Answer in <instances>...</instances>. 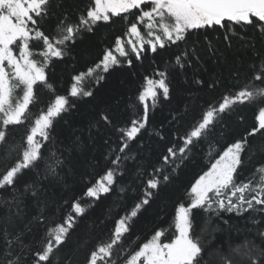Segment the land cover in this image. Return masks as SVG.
<instances>
[{
  "label": "snow or ice",
  "instance_id": "1",
  "mask_svg": "<svg viewBox=\"0 0 264 264\" xmlns=\"http://www.w3.org/2000/svg\"><path fill=\"white\" fill-rule=\"evenodd\" d=\"M66 59L60 94L55 69ZM117 72L142 76L119 113L100 97ZM178 85L183 108L154 125ZM81 103L94 115L75 127L66 117ZM241 106L254 119L235 133L227 120L236 113L243 126ZM201 148L207 163L171 222L129 240ZM101 163L103 175L88 179ZM0 165V264H75L80 251L83 264H264V0H0ZM69 176L79 195H68Z\"/></svg>",
  "mask_w": 264,
  "mask_h": 264
},
{
  "label": "trees",
  "instance_id": "2",
  "mask_svg": "<svg viewBox=\"0 0 264 264\" xmlns=\"http://www.w3.org/2000/svg\"><path fill=\"white\" fill-rule=\"evenodd\" d=\"M101 34H105L107 36L106 40L104 41L105 43L111 41L112 33L108 29H102ZM72 55H76V53H73ZM72 64L73 61L71 59H66L64 64L59 65L55 69L54 83L56 84L57 92L60 94H65V89L68 87L69 73L72 72ZM209 67H211L210 62ZM149 71V62L146 60L145 68L142 69V72ZM121 81H123V83ZM141 82L142 76H138L137 78L133 79L117 72L108 77L107 83L102 89H100V97L102 98L103 102L112 104L115 111L118 113L123 112L126 106L134 100L136 90ZM87 86H89L88 82H86V87ZM180 87L181 86L178 85L177 94L175 95L171 105L165 103L156 110L155 115L152 117V123L154 125H158L163 120H165L168 115L169 107L180 109L183 108V105L185 104V98L184 94L179 90ZM200 95L203 96L205 100L213 99V94L201 93ZM117 101H119L118 104ZM201 103H203V100ZM239 113L245 117V124L243 126L239 124L236 113H233L227 120L228 126L235 133L243 131V127L250 126L254 119L253 109L251 107L241 106ZM93 115L94 112L92 109L87 104L81 103L79 104V110L73 112L69 117L66 118L69 119L75 127H83ZM57 131L62 135L68 134L67 129L63 126V124L57 125ZM103 150V146L97 142L96 147L91 149L90 155L99 158V155ZM206 163L207 153L204 148H201L200 154L196 157L195 161L189 164L186 169L181 171L178 179L172 186L166 189L162 198L159 199L157 203L154 204L152 208L139 219L136 227L132 230L129 240L135 241L136 237H139L140 240H145L150 238L157 225H163L166 227L167 224L172 220L177 204L179 202L185 201V191L189 186V182L193 180V178L200 172ZM256 163H258V161L253 160L246 167H244L240 174L241 180H244L253 171ZM0 167H2V165H0ZM103 168L104 165L101 163L95 168L94 171L90 169L89 171L92 172V175H90L88 179H99V177L103 175ZM67 180L71 185V191L68 192L69 196L79 195L83 191V185L78 182H74V177L69 176ZM83 202L88 203L89 201L85 200ZM106 204L107 202L101 203L90 210L88 220L89 224H91L93 221L98 223V218H101L106 211ZM196 216L197 221H199L201 214L197 212ZM230 222L239 223L241 226L244 223L242 219L238 218H233V220ZM110 227V223L99 225L92 234V242L89 247H92L93 244H96L100 240L106 239ZM129 240H126L125 244H127ZM136 243H139V241H136ZM85 255V251L76 253L75 264H83Z\"/></svg>",
  "mask_w": 264,
  "mask_h": 264
}]
</instances>
